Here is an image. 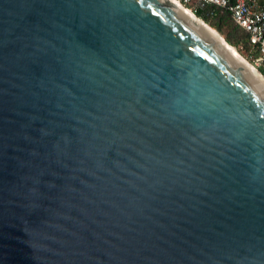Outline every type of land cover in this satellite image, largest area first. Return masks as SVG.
<instances>
[{"label": "water", "instance_id": "95a60500", "mask_svg": "<svg viewBox=\"0 0 264 264\" xmlns=\"http://www.w3.org/2000/svg\"><path fill=\"white\" fill-rule=\"evenodd\" d=\"M229 48L170 0H0V264H264V77Z\"/></svg>", "mask_w": 264, "mask_h": 264}, {"label": "built area", "instance_id": "2783aa9c", "mask_svg": "<svg viewBox=\"0 0 264 264\" xmlns=\"http://www.w3.org/2000/svg\"><path fill=\"white\" fill-rule=\"evenodd\" d=\"M192 14L206 5L227 9L233 22L248 34L251 57L264 62V6L262 0H177ZM195 15V14H194Z\"/></svg>", "mask_w": 264, "mask_h": 264}, {"label": "trees", "instance_id": "16d2710c", "mask_svg": "<svg viewBox=\"0 0 264 264\" xmlns=\"http://www.w3.org/2000/svg\"><path fill=\"white\" fill-rule=\"evenodd\" d=\"M261 3L264 6V0ZM194 14L210 27L219 28L225 41L230 46L236 47L240 54L251 57L252 46L249 43L248 34L233 22L227 9L206 5L196 10ZM258 71L264 77V62L258 67Z\"/></svg>", "mask_w": 264, "mask_h": 264}, {"label": "bare ground", "instance_id": "6f19581e", "mask_svg": "<svg viewBox=\"0 0 264 264\" xmlns=\"http://www.w3.org/2000/svg\"><path fill=\"white\" fill-rule=\"evenodd\" d=\"M172 2H176L179 6H181L184 10H186L187 12L190 13V15H192L197 21H200L202 24H204L206 26V28H208L223 44L226 43L225 40L222 38V36L213 28L209 27L207 24H205L202 20L198 19L197 17L194 16V14H192L187 8H185L183 5H181L180 2H178L177 0H170ZM226 45V44H225ZM227 46V45H226ZM230 50H232L243 62H245L248 66H250L258 75V71L256 69V67L252 66L249 62H247L245 59H243L238 53L237 51H235L233 48H229ZM260 76V75H259ZM261 77V76H260ZM262 78V77H261ZM263 79V78H262ZM264 80V79H263Z\"/></svg>", "mask_w": 264, "mask_h": 264}, {"label": "rangeland", "instance_id": "374dc122", "mask_svg": "<svg viewBox=\"0 0 264 264\" xmlns=\"http://www.w3.org/2000/svg\"><path fill=\"white\" fill-rule=\"evenodd\" d=\"M201 20V19H200ZM203 21V20H202ZM204 22V21H203ZM205 23V22H204ZM206 24V23H205ZM208 25V24H207ZM209 26V25H208ZM210 27V26H209ZM212 28V27H211ZM214 29V28H213ZM216 29V28H215ZM224 38V37H223ZM237 53L243 58L245 59L247 62H249L252 66L256 67V69L258 70V65L254 59V57H246L243 56L242 54H240V52L238 51V49L235 47Z\"/></svg>", "mask_w": 264, "mask_h": 264}]
</instances>
